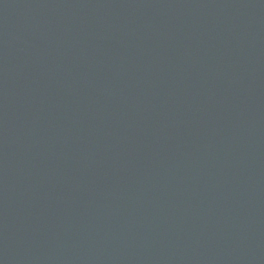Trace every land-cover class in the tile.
Masks as SVG:
<instances>
[{
    "label": "water",
    "instance_id": "obj_1",
    "mask_svg": "<svg viewBox=\"0 0 264 264\" xmlns=\"http://www.w3.org/2000/svg\"><path fill=\"white\" fill-rule=\"evenodd\" d=\"M0 264H264V0H0Z\"/></svg>",
    "mask_w": 264,
    "mask_h": 264
}]
</instances>
